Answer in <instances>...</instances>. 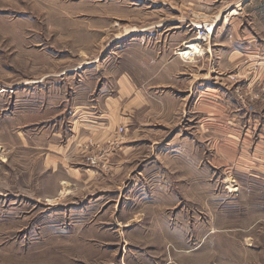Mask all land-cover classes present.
Here are the masks:
<instances>
[{
    "label": "rangeland",
    "instance_id": "obj_1",
    "mask_svg": "<svg viewBox=\"0 0 264 264\" xmlns=\"http://www.w3.org/2000/svg\"><path fill=\"white\" fill-rule=\"evenodd\" d=\"M242 1L0 0V264H264Z\"/></svg>",
    "mask_w": 264,
    "mask_h": 264
},
{
    "label": "bare ground",
    "instance_id": "obj_2",
    "mask_svg": "<svg viewBox=\"0 0 264 264\" xmlns=\"http://www.w3.org/2000/svg\"><path fill=\"white\" fill-rule=\"evenodd\" d=\"M244 1H245V0H243V1L240 2V3H243ZM230 5H231V4H230ZM198 26H201V25L198 24ZM205 26H206V25H202V27H205ZM207 27H208V29H207L208 31L206 30V33H207V32H210V33L214 32V26H213V24H207ZM203 29H204V28H203ZM124 38H126V37H125L124 35H123V36L121 35V37H120L119 39H124ZM187 47H189V48H192V47H193V48L195 49L196 52L199 51V49L197 48V46H195L194 44L189 45V46H187ZM193 48H192V49H193Z\"/></svg>",
    "mask_w": 264,
    "mask_h": 264
},
{
    "label": "crops",
    "instance_id": "obj_3",
    "mask_svg": "<svg viewBox=\"0 0 264 264\" xmlns=\"http://www.w3.org/2000/svg\"><path fill=\"white\" fill-rule=\"evenodd\" d=\"M113 99H114V98H113ZM114 100H115V99H114ZM114 100H113V104H116V101H114ZM114 109H115V108H114ZM115 111H116V109H115ZM115 111H114V113H115ZM111 126L114 127L115 129L117 128V127H116V124L113 125V123L111 122L110 125L107 126L108 129L112 128ZM117 130H119V129H117ZM107 132H108V131H107ZM107 134H108V136H109V133H107ZM107 134H106V135H107Z\"/></svg>",
    "mask_w": 264,
    "mask_h": 264
},
{
    "label": "built area",
    "instance_id": "obj_4",
    "mask_svg": "<svg viewBox=\"0 0 264 264\" xmlns=\"http://www.w3.org/2000/svg\"><path fill=\"white\" fill-rule=\"evenodd\" d=\"M123 130H124V128L123 127H120L118 131L119 132H123Z\"/></svg>",
    "mask_w": 264,
    "mask_h": 264
}]
</instances>
